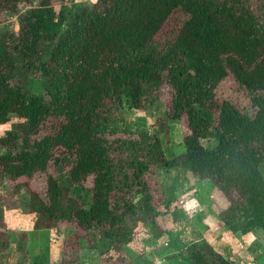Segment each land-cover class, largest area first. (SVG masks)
<instances>
[{"label":"trees","instance_id":"16d2710c","mask_svg":"<svg viewBox=\"0 0 264 264\" xmlns=\"http://www.w3.org/2000/svg\"><path fill=\"white\" fill-rule=\"evenodd\" d=\"M52 1L0 0V19L17 18L16 30L0 28V124L17 118L0 135V185L25 193L33 214L14 264H52L40 231L56 220L93 234L101 264H135L127 247L142 225L168 235L169 264H234L200 233L159 227L172 202L159 173L209 180L234 235L264 229V0H92L77 10ZM228 74L252 112L217 96ZM156 101L153 126L134 130L127 110ZM180 119L188 131L172 154L170 124ZM39 173L37 190L30 179Z\"/></svg>","mask_w":264,"mask_h":264},{"label":"rangeland","instance_id":"374dc122","mask_svg":"<svg viewBox=\"0 0 264 264\" xmlns=\"http://www.w3.org/2000/svg\"><path fill=\"white\" fill-rule=\"evenodd\" d=\"M35 1L36 0H30L29 3L33 4L35 3ZM90 1L92 0H73L72 10H77L81 7V4ZM70 2L71 0H67V3ZM52 3L55 6H58L60 2L58 0H53ZM22 8H24V6ZM5 23L8 24L12 29L15 30L17 29V18L15 15L8 14L5 15V18L3 20L0 19V28ZM16 62H17L16 60L13 61L14 78H16V80L22 83L25 80V77L21 76V74L18 75L17 73L18 71L15 66ZM35 80L39 81L40 78L36 77ZM41 80L43 79L41 78ZM38 81L34 83L33 90L40 92L41 84L39 83L40 81L39 82ZM216 94L219 97H225L232 100L243 111L252 112L255 108V106H253L251 103L252 102L251 98L246 94L244 90L238 88L231 74H228L223 80H221V82L219 83L216 89ZM161 98L165 100L166 98L165 90H162ZM162 111H163V106L161 101H156L153 104L147 105L145 109L134 108L127 110L125 115L128 118V121L131 124L132 128H134V130L137 131V130L150 129L154 124L155 118ZM16 122H17V118L13 117L10 122L0 124V135L4 134L8 130H12L14 128L13 123ZM187 131L188 129L186 127L185 121H183L182 119L171 122L170 124L171 142L165 146L170 153L174 154L176 152H181L183 150L182 138L184 134L187 133ZM127 135L121 133L117 134V136H122V137H127ZM117 136H113V137H117ZM108 137L111 138L112 135H108ZM203 143L207 146H212V144L214 143V139L213 137H208L203 140ZM181 174H184V172L183 173L161 172L159 173V180L166 194H172V202L170 205L172 207H180L186 210L185 217L187 219L184 218L183 215L182 216L184 218V223L187 222L185 224H188V226H190L189 224H191L192 222H196L195 220H199L200 222L202 221L203 215L200 213L201 210L199 211L198 209L199 206L200 207L205 206L206 208H208L211 205L213 206V208L215 207V209H219L220 202H222L220 196H222L224 199L225 197L214 185L210 183L209 180L197 181L195 180V177H193V175H191L190 173H188L187 175L186 174L183 175L182 176L183 179H182V177H180ZM44 178L45 175L43 173H39L34 177H32L30 179L31 180L30 182L32 183V186L35 189L39 190L44 185ZM188 181H191V184H189ZM90 183H91V179L88 178L85 181V185L89 186ZM0 188L3 191V198L9 206H13V203L15 202L17 204L16 207L18 208L17 209L18 211L26 210V203L24 201L25 193H22L20 197H16V196L12 197L9 195L10 188L6 184L2 183L0 185ZM191 192H193V194L195 193L194 197L196 199H191L192 198V196L190 195ZM196 193H199L198 197L196 196ZM212 195L215 196L213 197V199H212ZM188 198L190 200H188ZM207 199H209V201ZM220 209L218 210L219 212L221 211ZM219 212L217 213V215L219 214ZM172 215L168 214L166 216L163 215L158 217V224L161 229L169 228V226L172 225V221H173L171 217ZM45 225H47L48 227L47 226L44 227L43 229H41L40 232H42L43 234L46 233V235H48L47 237H49L48 241L50 248H57L59 244L63 245L64 243L66 244V242L67 244H71L72 242L76 244V248L74 250L70 249L69 246L66 247V245H63L61 247L62 250L68 249L67 252L68 253L71 252V254H68L65 261H61V263L59 262V264H66L69 262H72L74 264H101L100 263L101 260L98 257V250H95L94 247H91L93 243V234L88 233L86 230L79 228L74 222L68 220H56L53 222V224L45 223ZM192 232L200 233L202 235L199 228H197L196 231L193 230ZM168 240L169 238L166 233H162L161 236H158V239L154 238V236L151 235V233L149 232L147 225L144 226L142 225L138 228L137 234L129 243L127 250L133 256L135 264H140V262L143 260L144 262L149 261L150 256H168L170 255V252L175 251L172 247L169 248L166 246V244H168L169 242ZM33 242L34 243L32 245L33 246L32 249L36 250L37 248L35 247H37V245L34 246V244H36L37 241L34 240ZM213 247L216 248L215 246ZM257 255L260 256V254ZM249 256H252V254L250 253ZM75 260H79V263L73 262ZM51 262L52 264H55L53 263L55 262V260H52Z\"/></svg>","mask_w":264,"mask_h":264},{"label":"crops","instance_id":"0c3cea01","mask_svg":"<svg viewBox=\"0 0 264 264\" xmlns=\"http://www.w3.org/2000/svg\"><path fill=\"white\" fill-rule=\"evenodd\" d=\"M188 173L189 172H184V174H181L180 177L185 174L187 175ZM193 177H195V180L197 181L207 180L199 179L196 176ZM188 182L189 184H191V181ZM198 194L199 193H196L197 197ZM0 195L3 196V191L1 188ZM190 195L192 196V198L190 197L191 199H196L194 197L195 193L193 194V192H191ZM1 196L0 205L3 208V218L2 221H0V264H14L17 257L16 247L19 240V235L22 230H32L33 214L24 212L22 210L18 211V208L16 206H9ZM213 197L215 196L212 195V199ZM220 198L222 202H220L219 209H222L223 207H226L227 203L222 196H220ZM188 200L190 199L188 198ZM207 200L209 201V199ZM181 209L182 208L180 207H172L171 205L169 206L167 213H165L164 216L173 214L171 216L173 221L172 225L166 229L177 230L178 228L183 227L186 229V231H184L187 232H184L183 237H186L189 230L196 231V229L199 228L202 236L209 243L215 246L217 250H219L223 254L227 253L226 257H228L232 263L264 264V229L258 233L248 232L245 234L234 235L232 232L225 229L220 220L217 218L219 209H215V207L213 208V206L211 205L208 208H206L205 206H199L198 209L199 211L201 210L200 213L203 215L202 221L200 222L199 220H195L196 222H192L191 224H189L190 226H188V224H185L187 222L184 223V218H186V210ZM182 215L184 216V218ZM174 218L176 219L174 220ZM187 226L190 228H188ZM62 246V244H59L57 248H50V261L55 260V262H53L55 264H59V262L61 263V261H65L67 255L71 254V252H67L68 249L62 250ZM254 248H256L257 250ZM250 253L252 254V256H249ZM257 254H260V256H258ZM73 262L79 263V260H75ZM141 262H144V260ZM146 262H148V264H169L166 256H150L149 261Z\"/></svg>","mask_w":264,"mask_h":264}]
</instances>
